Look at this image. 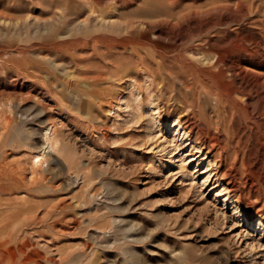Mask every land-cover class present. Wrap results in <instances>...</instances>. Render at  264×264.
Listing matches in <instances>:
<instances>
[{"label": "rangeland", "instance_id": "1", "mask_svg": "<svg viewBox=\"0 0 264 264\" xmlns=\"http://www.w3.org/2000/svg\"><path fill=\"white\" fill-rule=\"evenodd\" d=\"M0 264H264V0H0Z\"/></svg>", "mask_w": 264, "mask_h": 264}, {"label": "bare ground", "instance_id": "2", "mask_svg": "<svg viewBox=\"0 0 264 264\" xmlns=\"http://www.w3.org/2000/svg\"><path fill=\"white\" fill-rule=\"evenodd\" d=\"M4 24H5V23H4ZM50 133H51V131H49V132L47 133L48 137H50V136H51V134H50Z\"/></svg>", "mask_w": 264, "mask_h": 264}]
</instances>
